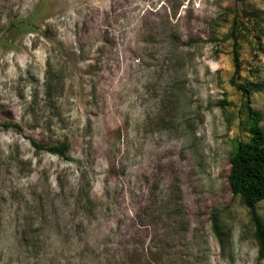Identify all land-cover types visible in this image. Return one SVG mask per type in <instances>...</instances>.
<instances>
[{
  "label": "rangeland",
  "instance_id": "374dc122",
  "mask_svg": "<svg viewBox=\"0 0 264 264\" xmlns=\"http://www.w3.org/2000/svg\"><path fill=\"white\" fill-rule=\"evenodd\" d=\"M235 39L264 83V0H0V264H122L143 219L181 260L264 264L229 182L264 113Z\"/></svg>",
  "mask_w": 264,
  "mask_h": 264
},
{
  "label": "trees",
  "instance_id": "16d2710c",
  "mask_svg": "<svg viewBox=\"0 0 264 264\" xmlns=\"http://www.w3.org/2000/svg\"><path fill=\"white\" fill-rule=\"evenodd\" d=\"M233 60L236 69L230 80L238 90L248 95L250 92L264 87V83H243L237 80L240 72V61L236 39L234 41ZM246 104L249 109L246 115V122L249 128L250 139L248 141L239 140L236 143L231 158L232 166L229 174V182L234 195H238L250 211L251 219L255 226L254 236L259 250V258L264 259V218L259 213L257 205L264 200V126L261 122L264 119V113L261 110L253 108L248 101ZM33 143L40 149L44 148V145L36 140ZM68 148V143H62L52 145L48 150L59 155H65ZM182 207L184 206L180 203L179 207L166 209V212L168 216H177L182 212ZM141 222V226L147 234L149 233L148 236L150 235V237L147 239L135 238L129 242L122 251V264H186L187 261L192 264L190 259L187 261L184 259L181 260L177 252L167 251V245L164 244L166 243V238H164L165 236L162 237L164 233H160V230L164 228H160L144 219ZM212 222L216 235L222 239L223 226L217 211L212 213ZM182 229L185 231L187 225L181 227L178 232L182 233ZM153 232L154 236L151 235ZM115 254L119 253L116 252ZM114 258L115 255L112 257L111 264H117Z\"/></svg>",
  "mask_w": 264,
  "mask_h": 264
}]
</instances>
